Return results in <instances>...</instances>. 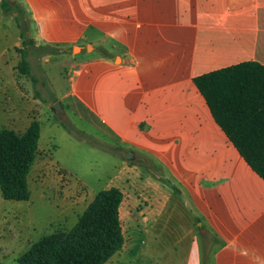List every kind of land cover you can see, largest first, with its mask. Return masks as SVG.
I'll return each instance as SVG.
<instances>
[{
    "label": "crops",
    "instance_id": "obj_1",
    "mask_svg": "<svg viewBox=\"0 0 264 264\" xmlns=\"http://www.w3.org/2000/svg\"><path fill=\"white\" fill-rule=\"evenodd\" d=\"M18 1L37 47L105 38L104 57L73 58L66 84L53 81L58 101L89 111L126 152L105 187L123 193L124 244L105 264H264V179L195 84L242 63L264 68V0ZM3 26L0 6V129L24 133L34 118L4 95ZM85 187L48 166L39 189L29 188L40 207L11 209L10 236L31 241L35 227H74L96 195ZM42 207L49 212L34 227Z\"/></svg>",
    "mask_w": 264,
    "mask_h": 264
},
{
    "label": "trees",
    "instance_id": "obj_2",
    "mask_svg": "<svg viewBox=\"0 0 264 264\" xmlns=\"http://www.w3.org/2000/svg\"><path fill=\"white\" fill-rule=\"evenodd\" d=\"M2 11L14 12L21 40L19 71L31 74L29 17L18 0H2ZM24 24H26L24 26ZM55 49L38 46V49ZM47 51V50H46ZM43 52V56L53 52ZM195 84L230 141L264 179V68L247 62L197 77ZM41 127L33 119L24 133L0 129V190L8 201H28V176L38 153ZM123 193L101 190L70 231L57 230L34 242L19 264H105L124 244L119 209Z\"/></svg>",
    "mask_w": 264,
    "mask_h": 264
},
{
    "label": "rangeland",
    "instance_id": "obj_3",
    "mask_svg": "<svg viewBox=\"0 0 264 264\" xmlns=\"http://www.w3.org/2000/svg\"><path fill=\"white\" fill-rule=\"evenodd\" d=\"M2 13L4 24L3 62L7 69L4 79L6 77L10 82L9 86L4 87V95L14 98V104L22 110L29 107L32 113L29 114L28 120L31 121L34 118L41 127L39 150L28 176L31 192L39 189L42 178L47 175L48 166H50L51 171L56 172L63 181L82 188L86 185L97 195L117 174L126 152L122 151L121 146L107 135L106 127L84 108L77 106L76 109H71L67 102L61 101L63 109L62 117L59 118L54 113L52 106L59 102L56 97L60 95L61 90L55 86L53 81L59 78L63 84L64 80L66 82L72 65L76 63L73 58H92L96 56L93 53L94 50L104 57L103 46L105 43L102 41L105 42V38L100 40L87 38L82 41L81 45H78L82 47V51L77 50L75 53L71 47L67 49L61 47L38 49L37 46H29L28 59L31 64V74L36 80L32 82L31 77L19 71L21 55L16 49L21 47V40L14 20L15 13L12 11L7 13L2 11ZM30 31L29 22L27 34L29 37ZM45 51L54 54L43 56ZM68 56L71 64L65 61ZM76 66L80 68L82 64H76ZM23 121L20 118L17 120L18 130L22 129ZM32 200H34L33 205L29 201L15 202L4 199L3 203H0V264H19L20 255L34 242L51 232L57 230L67 232L73 228L66 222H54L51 226L43 228L35 227L42 218L46 219V214L49 212V208L42 207V217H35L34 227L38 230L35 231V235H32L31 241H21L10 236L9 228L13 221L12 226L16 224L17 218V215L11 213V209L16 206L20 209L32 207L37 211L41 202ZM77 214L78 218L82 215L81 213ZM19 225L20 223H18Z\"/></svg>",
    "mask_w": 264,
    "mask_h": 264
},
{
    "label": "water",
    "instance_id": "obj_4",
    "mask_svg": "<svg viewBox=\"0 0 264 264\" xmlns=\"http://www.w3.org/2000/svg\"><path fill=\"white\" fill-rule=\"evenodd\" d=\"M87 48H89V46H87ZM77 50L80 52L81 47H79V46L75 47L74 50H73V52L75 53ZM52 109H53L54 113L57 114V116L59 118L62 117V109H63V107H62V103L60 101L59 102H56L52 106ZM130 156H132V153H130L128 157L130 158Z\"/></svg>",
    "mask_w": 264,
    "mask_h": 264
}]
</instances>
